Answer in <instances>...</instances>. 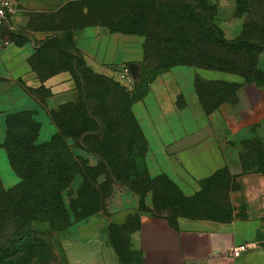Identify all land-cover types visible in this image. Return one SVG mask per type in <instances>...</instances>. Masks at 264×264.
Here are the masks:
<instances>
[{"label":"crops","instance_id":"0c3cea01","mask_svg":"<svg viewBox=\"0 0 264 264\" xmlns=\"http://www.w3.org/2000/svg\"><path fill=\"white\" fill-rule=\"evenodd\" d=\"M32 1L51 5V10L64 3V0ZM32 1L17 0L19 10ZM17 2L14 0L15 10ZM223 15L219 25H224ZM226 28L228 37L234 38L240 32L235 28L234 34L230 29L229 33ZM46 33L50 31L38 32L18 44L10 38H0V144L5 137L6 116L20 111L31 112L39 123L37 142L48 140L56 130L50 111L75 98L70 71L40 77L31 66L38 40ZM75 33V44L95 73L110 75L114 66L129 65L131 57L121 52L122 34L105 32L98 25H87ZM257 67L264 71V50L257 56ZM197 80L236 83L238 88L231 100L204 111L194 101ZM179 98L183 105L178 104ZM133 111L141 123L145 111L165 118L160 122L154 117L159 150L171 173L193 191H198L201 182L217 169L225 167L230 180L237 181L241 196L239 203L232 204L233 217L225 220L139 216L129 234V249L140 256V264H264V174L244 175L241 162L244 143L263 138L264 84L247 82L238 74L177 65L151 81L144 101L136 102ZM43 126L47 131L42 134ZM3 155L8 165L4 185L8 187L18 179L0 146V157ZM124 197L130 199L129 206H134V198H121ZM238 209L242 214L236 215ZM104 221V216L95 214L81 222L77 245L84 264H118L102 231ZM242 244L246 249L234 256L233 247Z\"/></svg>","mask_w":264,"mask_h":264},{"label":"trees","instance_id":"16d2710c","mask_svg":"<svg viewBox=\"0 0 264 264\" xmlns=\"http://www.w3.org/2000/svg\"><path fill=\"white\" fill-rule=\"evenodd\" d=\"M234 1L235 16H248L234 40L224 37L218 24L221 14L213 0H83L78 3L79 17L76 18L83 25L99 24L110 32L143 36L144 61L150 63L154 59L155 62L148 64L156 72L177 65L212 67L236 73L247 82L264 84V71L260 72L257 67V56L264 50V0ZM59 51L65 58L63 69L71 72L77 92L75 101L60 108L64 115L72 114L81 122L76 129H67L60 126L57 113L51 110L56 130L48 140L37 142L39 123L31 112L6 116L5 137L0 146L20 182L0 192V219L8 223L9 232L0 238V264H56L50 232L102 212L110 186L120 175L116 160L106 155L112 148L111 143L98 139L99 135L114 129L105 123L112 116L121 115L129 124L130 138L135 140L141 135L131 111L134 102L130 92L111 77L95 73L80 54L61 48ZM224 83L234 85L230 92L234 95L238 84ZM96 88L101 92L94 105L89 90ZM225 100L228 99L219 103ZM68 139L80 150L100 152L96 165L87 166L81 155L73 152ZM94 139L102 152L97 150ZM260 144L259 141L245 142L247 151L243 154L251 151L264 159ZM27 157L33 161L25 162ZM243 161L245 157L241 155L242 165H246ZM21 162L27 166L30 163L29 168L19 170ZM212 175L202 181L200 191ZM76 178L81 183L73 187ZM159 178L148 177L151 186L162 180ZM134 256L133 263L140 264V256L136 252Z\"/></svg>","mask_w":264,"mask_h":264},{"label":"rangeland","instance_id":"374dc122","mask_svg":"<svg viewBox=\"0 0 264 264\" xmlns=\"http://www.w3.org/2000/svg\"><path fill=\"white\" fill-rule=\"evenodd\" d=\"M81 1L83 0H64L62 6L57 10H51V5L32 1L23 7L22 10H19L21 5H19L16 0V10L14 7V12L8 18V22L5 25L6 27L1 37L3 39L10 38L14 43L18 44L22 43L25 39H29V37H34L38 32L45 33L46 31H50L49 34L46 33L44 37L38 40L37 47L30 59L31 66L40 77L50 76L54 73L63 71L65 58L63 57L64 55L61 54V51H59V48L72 51L82 56L75 44V32L87 26L83 25L84 23L78 18V6L80 5H78V3ZM213 3H216L218 13L221 15L224 14V25H219L223 30L224 37L227 40H234L233 37H228L227 34H225L224 28L227 27L228 30L230 29L234 34L233 30L235 28L240 30L243 29L244 22L248 20V16H235L234 0H213ZM76 16L78 17L76 18ZM98 26L105 32L120 33L110 32L107 27L99 24ZM230 30L228 31L229 33L231 32ZM120 34L123 35L121 40V47L123 50H121V52L126 54L127 57H131L129 64L133 69V74L130 75V81L126 83L116 80L115 71L121 68L119 65L114 66L113 72L109 73L110 75H102L111 77L113 81H117L130 92L134 102L130 106L131 111L140 128L141 135L135 140L130 138L127 129L129 124H126L121 115L112 116V118L105 123L106 127L108 124L111 130L112 128L114 129L109 134L104 133L99 135L98 139H102V141L106 139L108 143H111L112 148L106 155L116 160L118 163L117 172H119L120 175L110 186V192L105 203L106 207H104L102 212L95 214H101L105 218L102 231L106 242L111 245L116 254L118 264H136L133 263L135 252L129 249V234L133 232L139 216L149 214L163 216L168 219H175L180 216H206L214 219H229L233 217L234 209L232 208V204L234 201L239 203L241 196L237 192V181L230 180L225 167H221L214 172V176L212 175V177L204 183L202 191H200L201 185L198 191H193L191 186L171 173L165 156L159 150L160 146L156 136L157 133L154 129V117L160 122L164 121L165 118L162 115L151 114L145 111L143 123H141L133 111V105L136 102L144 101V98L149 92V84L151 81L171 67L160 72L151 69L149 64L155 62V60L150 59V63L148 62L149 64L147 61H144L143 44L145 38L135 34ZM192 67L221 71L233 75L236 74L212 67ZM260 72L263 71L261 70ZM260 81L262 80L260 79ZM196 84L197 92L195 93L196 97L194 101L198 102L200 109L204 111L216 107L217 104L224 99H232L233 95L230 92L233 90L234 85L224 82L213 85L202 80H197ZM89 92L92 104L96 105L98 102L95 98L99 96L101 92L100 89L96 88L94 90H89ZM76 95L77 92L75 97ZM177 102L179 105H183L181 98H179ZM52 110L57 113L60 126L70 130H74L79 126L81 121L72 114L71 116L64 115L63 109L60 108V106ZM91 124L93 123L91 122ZM46 131V126H43L42 134ZM262 135L263 138L256 139V141L262 144H260L261 146L258 145L259 150L261 147L260 154L262 151L264 153V131ZM96 139H94V141L97 142V150H99V142ZM132 141L134 144H132ZM68 142L73 152L81 155L87 166L96 165L97 161L101 158L100 152L96 151V153H94L89 150H80L74 141L68 139ZM245 150L247 151L246 145L243 147V151H241L242 157H245V162L243 161V164L246 163V165H243V174L254 175L259 174L260 171H264V159L262 156H257L251 153V151L243 154V152H246ZM106 155L104 157H106ZM24 161H29L31 163L33 160L32 157H27ZM8 164L10 166L9 160ZM29 165L27 166L22 162L18 163L19 170L21 171L28 169ZM10 168L18 181L6 187L4 185V180L8 165L4 155L0 157V192L2 188L9 189L20 182V178L11 166ZM154 176H158L160 177L159 179L162 180L154 182L151 186L148 177L152 178ZM164 177L169 179L172 184ZM79 183H81V179L76 178L72 185L73 187H77ZM167 195L171 198L167 197ZM122 196L134 198V206H129L130 199L125 197L121 198ZM95 214L91 216H95ZM239 214H242L241 209L237 210L236 215ZM82 221H73L68 227L62 230L50 232V240L54 249L56 264H84L80 259V252L77 245V242H79L77 241V236L79 234L78 229ZM0 222L2 223H0V238H3L6 234H9L6 229L8 223H4L1 219Z\"/></svg>","mask_w":264,"mask_h":264},{"label":"built area","instance_id":"2783aa9c","mask_svg":"<svg viewBox=\"0 0 264 264\" xmlns=\"http://www.w3.org/2000/svg\"><path fill=\"white\" fill-rule=\"evenodd\" d=\"M14 7V0H0V38L2 36L3 27L7 21L9 13L13 10ZM130 70L128 65L122 66L117 74H116V80L120 82H126L128 83L130 81ZM246 249V245H238L233 247L232 254L234 256L239 255V253Z\"/></svg>","mask_w":264,"mask_h":264},{"label":"water","instance_id":"95a60500","mask_svg":"<svg viewBox=\"0 0 264 264\" xmlns=\"http://www.w3.org/2000/svg\"><path fill=\"white\" fill-rule=\"evenodd\" d=\"M128 66H129L130 73L133 74V69H132L131 65L129 64Z\"/></svg>","mask_w":264,"mask_h":264}]
</instances>
